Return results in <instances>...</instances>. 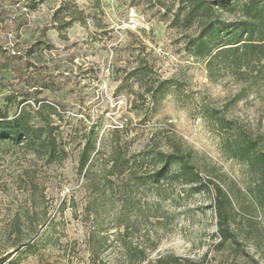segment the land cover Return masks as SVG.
I'll return each instance as SVG.
<instances>
[{"label":"rangeland","instance_id":"obj_1","mask_svg":"<svg viewBox=\"0 0 264 264\" xmlns=\"http://www.w3.org/2000/svg\"><path fill=\"white\" fill-rule=\"evenodd\" d=\"M29 1L0 0V39L22 54L39 40L52 45L29 58L48 88L9 105L0 74V108H57L65 153L48 164L23 141L0 139V260L11 255L2 264H152L168 255L174 264H264V168L233 157L243 137L264 148V83L248 88L221 68L211 78L191 52L250 0H202V9L195 0H36L34 11ZM73 11L83 20L59 30ZM88 140L96 147L81 173ZM178 140L203 181L222 183L233 199L234 236L223 244L212 190L155 177L157 153Z\"/></svg>","mask_w":264,"mask_h":264},{"label":"trees","instance_id":"obj_2","mask_svg":"<svg viewBox=\"0 0 264 264\" xmlns=\"http://www.w3.org/2000/svg\"><path fill=\"white\" fill-rule=\"evenodd\" d=\"M202 3V0H195L194 8H205L204 3ZM38 4L39 2L36 0H30L28 9L34 11ZM65 8V5H61L55 11V19L60 21L58 15ZM194 11V9L190 10L186 18L188 19ZM240 11L241 18L237 21L223 23L222 27L213 24L207 35L198 36L193 41L191 52L206 62L211 78H214V70L221 68L225 72L231 71L233 74L241 76L248 88H251L264 83V0L245 2ZM180 17L181 15H178V19ZM75 20H83L81 12L73 11L68 21L59 23L58 29L68 28ZM222 33H225L223 38L221 37ZM42 44L47 48H52V45L47 41L39 40L29 47L26 53L22 54L19 50L7 47L0 39V74L3 78L4 87L9 90L5 96L7 104L13 105L17 102L22 105L34 93L33 90L48 88L45 77L41 79L33 76L31 73L32 64L29 61V58L36 52L35 48ZM134 73L141 76L142 69ZM161 86L164 84L162 83ZM148 92L153 91L150 88ZM245 95L246 93H242L239 99ZM44 108H47L48 111L45 112ZM36 114L41 115V123L33 121L37 116ZM36 114L34 115L33 112L29 111L25 105L14 116L10 115L7 108H0V139L8 143L23 141L37 159L52 164L65 153L60 132H56L58 128L52 121V116L58 114V110L51 105L41 106ZM215 118L221 128L230 129L233 127L232 120L217 116ZM95 147V143L88 140L81 150L79 156L81 173L86 169ZM190 156V152L183 148L181 140L171 143L168 151H159L156 155V160L161 163V168L156 172L155 177L157 179L171 177L184 184L195 186L197 190H212L214 195L213 208L223 244L234 236L230 228L231 217L234 213L233 199L222 183L214 179H208L204 182ZM233 157L246 159L252 164L255 163L264 168V148H260L256 141L251 138L243 137L241 139V142L235 146ZM175 165L178 166V169L173 171ZM116 168L117 165H114L111 174H114ZM261 193L264 196V189L261 190ZM16 247L19 248V246L14 245V248ZM10 256L8 254V256L3 257L0 264ZM179 260V257L175 255H168L160 257L152 264H174Z\"/></svg>","mask_w":264,"mask_h":264}]
</instances>
